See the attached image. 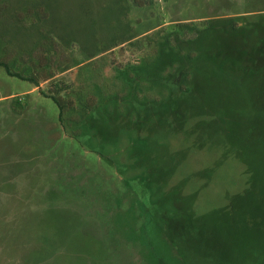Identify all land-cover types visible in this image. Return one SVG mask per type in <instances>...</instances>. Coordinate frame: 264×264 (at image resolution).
I'll list each match as a JSON object with an SVG mask.
<instances>
[{
	"label": "rangeland",
	"instance_id": "obj_1",
	"mask_svg": "<svg viewBox=\"0 0 264 264\" xmlns=\"http://www.w3.org/2000/svg\"><path fill=\"white\" fill-rule=\"evenodd\" d=\"M180 24L222 32L206 38L216 54L199 60L190 92L148 125L118 111L113 140L75 139L51 96L57 80L92 83L79 66L61 72L93 48L86 35L109 47L116 32ZM144 35L92 62L102 85H121L114 66L140 62ZM255 43L264 0H0V264H264V78L245 77L262 58L238 57ZM176 188L215 212L177 213L190 198L173 199Z\"/></svg>",
	"mask_w": 264,
	"mask_h": 264
},
{
	"label": "trees",
	"instance_id": "obj_2",
	"mask_svg": "<svg viewBox=\"0 0 264 264\" xmlns=\"http://www.w3.org/2000/svg\"><path fill=\"white\" fill-rule=\"evenodd\" d=\"M134 3L136 4L137 1ZM157 27H153L149 31ZM207 28H205V34L203 33L202 35L193 26L181 24L167 33H158L157 36L146 34L147 31L142 34L127 35V37L120 38L116 32L111 34L112 46L109 47L99 46L96 43L95 35H86L84 43L93 42V48L91 49L87 46L82 48L80 61L67 68H62L61 72L79 66L80 72L92 77V83L86 82V85L75 87L67 81L57 80L53 83V89L51 88L53 90L51 97L58 107L60 121L66 130H70L75 139L84 143L95 140L98 135L103 141L108 142L113 140L112 137H114L113 124L117 118H120L118 111L122 109L128 110L129 114H124L128 121L133 125L143 126L148 125L150 121H155V117L162 111L174 108V103L179 96L190 92L191 75L194 73L195 76H198L197 71L201 69V63L199 64V62L214 60L213 57L216 53H214L212 44L215 39H211L212 42H210L208 49L203 45L208 36L216 38V35H220L222 32L212 31L211 34H208ZM244 30L240 29V31L232 32L236 33L235 37H238L239 33ZM189 34H192V36H189ZM143 35L144 40L148 42L144 43L146 51L139 55L138 61L140 62L133 63L128 61L121 66L115 65V76L116 79L121 81V85L112 84L110 88L102 85L98 74L94 75L93 69L96 70V68L92 66V62L125 43L132 44V46L140 45L141 41L138 37H143ZM247 48L240 52L239 58L245 52L249 57L252 53H257L262 58L260 60L263 61L259 62L252 59L249 68L245 71V77L254 82L258 77L264 78V48L257 44ZM137 50L140 49L137 48ZM216 56L218 57L219 53ZM243 67L241 68L242 70ZM216 69L219 70L218 66ZM55 76L52 75L46 80H55ZM123 91H126V93ZM63 92H68L69 95L75 98L76 106L71 107L68 105L66 99L60 96ZM144 141L136 138L134 143L143 145ZM165 170V176H167V168ZM165 176H162V178ZM178 191L180 189H173V191L169 192V195H172L173 199H175V193H178ZM180 192L181 198L186 196L190 198V204L188 208L178 209L177 213L180 212L183 215L186 212L198 222L204 219L207 220L212 212H215V209H208L205 212L201 211V208L196 204L200 193L197 197H193L192 195L183 196L182 191ZM226 207H217V210L224 211ZM169 213L167 210L162 211L164 215ZM191 217H189V220L192 221H190L189 229H192L193 233H197L201 225L194 222V218ZM181 226L174 228L177 234L188 233L189 229Z\"/></svg>",
	"mask_w": 264,
	"mask_h": 264
}]
</instances>
